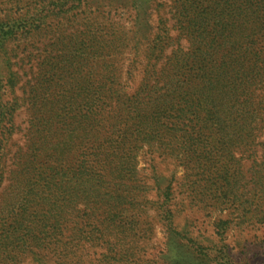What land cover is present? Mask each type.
<instances>
[{
    "label": "trees",
    "instance_id": "trees-1",
    "mask_svg": "<svg viewBox=\"0 0 264 264\" xmlns=\"http://www.w3.org/2000/svg\"><path fill=\"white\" fill-rule=\"evenodd\" d=\"M41 1L26 5L18 17L7 13L0 19V62L9 68L7 78L0 74V88L4 81L9 87L20 83V89L27 88L22 99L29 105L30 128L15 154L22 166L78 167L75 191L79 199L84 195L96 203L91 183L105 182L108 175L126 177L139 141L151 148L172 146L171 153L182 151L187 164L222 169L226 186L221 198L238 223H264V0H172L169 16L161 18L158 27L148 24L144 30L147 44L139 40L132 23L129 40L135 52L137 45L146 44V60L134 59L142 77L133 92L121 90L115 75L106 82L98 80L91 98L84 81L62 80L63 49L69 46L60 37L52 44L57 62H49L44 47L38 52L25 47L13 63L19 69L11 68V55H18L9 49L14 36H36L43 42L49 30L46 19L54 11ZM76 1L84 7L93 0ZM103 2L96 0L99 6ZM113 29L107 40L102 34L93 36L91 47L98 49L99 63L106 48L111 55L119 47V30ZM90 42L85 40L84 54ZM73 62L74 56L68 64L79 73L76 80L85 79L86 72ZM49 66L55 69L52 75ZM127 74L135 81L130 69ZM13 109L0 110V135H6V141L16 128ZM247 161L250 166L244 171ZM249 172L246 180L243 175ZM248 184L253 188L246 200L243 189ZM64 189L70 192L71 186ZM110 192L116 190L111 188L105 196ZM255 198L257 204L252 203ZM247 201L250 205L245 206ZM102 202L111 209L108 200Z\"/></svg>",
    "mask_w": 264,
    "mask_h": 264
},
{
    "label": "rangeland",
    "instance_id": "rangeland-1",
    "mask_svg": "<svg viewBox=\"0 0 264 264\" xmlns=\"http://www.w3.org/2000/svg\"><path fill=\"white\" fill-rule=\"evenodd\" d=\"M33 1L0 0V19L7 13L24 14L25 6ZM93 1L84 7L76 0L41 1V6L54 11L46 19L49 30L43 42L36 36H14L9 49L18 55H11V68L19 69L13 63L25 47L35 52L44 47L49 62H55L52 44L60 37L69 46L63 49L62 80L84 81L91 98L98 80L106 82L116 75L121 90L132 93L142 77L134 59L146 60L144 30L148 24L158 27L159 20L169 16L172 0H104L100 6ZM133 2L135 8L130 6ZM132 23H136L139 40L146 43L137 45V53L129 40ZM114 26L119 30V47L111 55L106 48L99 63L98 49L92 50L93 36L102 34L107 40ZM85 40L91 42L84 54ZM72 56L75 67L86 72L85 79L76 80L79 73L72 72L68 64ZM8 69L2 60V77H8ZM128 69L135 81L128 77ZM47 70L55 73L53 66ZM7 84L4 81L0 88V110L13 106L16 128L8 141L0 135V264H264V223H238L232 207L221 198L226 186L222 169L210 166L203 170L187 164L182 151L171 153L172 146L151 148L147 141H139L127 178L108 175L105 182L91 183L96 192L91 198L96 203L84 195L79 199L75 188L81 171L74 173L78 167L71 171L65 166L52 168L49 163L22 166L15 154L25 144L30 128L29 105L22 99L27 88ZM249 166L244 162L243 170ZM249 175L243 177L247 180ZM66 184L70 192L64 189ZM111 188L116 192L105 196ZM252 188L248 184L243 189L246 200ZM101 200H108L111 209ZM258 201L255 198L252 203Z\"/></svg>",
    "mask_w": 264,
    "mask_h": 264
}]
</instances>
